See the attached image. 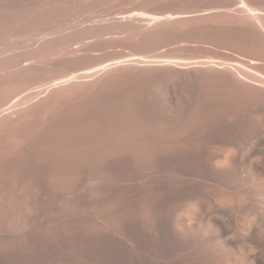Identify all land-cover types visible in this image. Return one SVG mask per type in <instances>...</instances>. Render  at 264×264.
<instances>
[{
	"label": "bare ground",
	"instance_id": "obj_1",
	"mask_svg": "<svg viewBox=\"0 0 264 264\" xmlns=\"http://www.w3.org/2000/svg\"><path fill=\"white\" fill-rule=\"evenodd\" d=\"M0 264H264V0H0Z\"/></svg>",
	"mask_w": 264,
	"mask_h": 264
},
{
	"label": "rangeland",
	"instance_id": "obj_2",
	"mask_svg": "<svg viewBox=\"0 0 264 264\" xmlns=\"http://www.w3.org/2000/svg\"><path fill=\"white\" fill-rule=\"evenodd\" d=\"M239 1V0H238ZM38 112H40V110L38 109V110H36V111H32V112H27L26 113V118H25V120L21 123V125L20 126H18V127H15V128H13V130L11 131V132H9L10 134H17L18 132H19V130H20V128H21V126H23V125H25L26 124V126L27 127H30V128H33L34 127V125H36L37 123H38V121H39V124H42V125H44V126H48L49 125V123H46L47 122V118H38ZM46 123V124H45ZM31 146H33L32 144H31ZM33 151L34 150H30V153H29V159H30V161H28L29 163H30V168H32V166H33V164L32 163H34V159L36 158L34 155H33ZM47 151V153L49 154V153H52L53 154V151H52V149H48V150H46ZM40 184H37L39 187H42V188H44V187H46L47 186V183H46V181L45 180H40V182H39ZM49 188V187H48ZM51 190H53L52 188H51ZM54 191V194L57 192V190H53ZM57 194V193H56Z\"/></svg>",
	"mask_w": 264,
	"mask_h": 264
}]
</instances>
